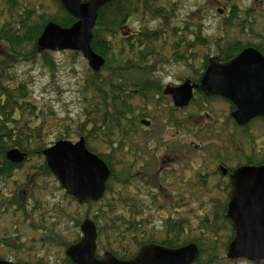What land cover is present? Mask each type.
<instances>
[{
	"label": "trees",
	"instance_id": "1",
	"mask_svg": "<svg viewBox=\"0 0 264 264\" xmlns=\"http://www.w3.org/2000/svg\"><path fill=\"white\" fill-rule=\"evenodd\" d=\"M54 1L58 5V13L47 14L39 10L38 5H23L19 11L12 12L18 5L16 0H0L5 5V8L3 6L0 9V248L5 247L6 250L14 248V244L19 247L17 250H25L26 247L31 250L37 239L42 244H54L56 241L49 239L53 234L64 242L65 249L72 243L64 241L55 228L68 213L67 209L55 198L46 196L47 191L51 193L53 189L61 188L49 185L48 178H54V175L42 155V151L52 144L47 141L48 134L44 126L47 113L32 99L29 82L22 77L15 80L12 73L15 61H31L39 55L47 68H54L48 51L38 47V38L49 22L62 27H69L75 22V18L61 3ZM182 1L111 0L97 11L90 46L103 57L104 65L98 71L89 68L90 74L83 79V111L71 133L76 130L78 137L84 138L87 148L106 162L110 174L103 197L98 202H87L89 208L96 205L97 209L93 213L87 210L83 215L73 217L74 222L79 226L84 218H91L97 225V242L100 249L110 251L122 259L134 256L142 245L149 243L178 247L187 242H194L199 248V254L193 264H228L237 261L244 264H264V261L253 263L240 259L230 262L227 259L226 247L232 238V230L222 238L218 234L220 228L216 226L218 221L225 226L230 224L225 217L227 201L222 202L216 198L212 205L201 201L187 211L182 210L181 217L169 216L171 218L158 229V232L163 233L159 239L153 231L144 229V222L149 221L147 216H139L149 205L154 206L157 203L156 198H151L147 203L141 200L137 196L139 185L133 184L135 181L132 179V172L140 170L143 152L151 148L146 136L134 137L139 128L136 121L147 115L156 120L161 113L160 100L164 98L161 95L162 80L150 77L155 71L157 56L171 54V59L183 62L193 72L190 79L198 82L202 75V72H199L205 69L211 55H215L220 61H226L247 46H254L262 51L260 44L241 43L236 37L228 38L221 44L227 32L241 33L249 30L248 26L252 25V22L248 25L245 19L252 18L250 13L254 7H246V18L241 19L240 13L244 7L236 3L230 4L222 17V27L228 28L220 29L216 39L208 31V26L203 24L201 9L179 18L178 11L182 8ZM138 11L142 13L143 18L156 19L157 23L148 26L142 21L135 27V34L127 35L124 29ZM4 12L8 20H5ZM195 14L198 17L191 20ZM252 35L264 39V33L253 31ZM210 43L215 44L216 54L205 52L206 48L195 51L201 46L209 48ZM28 46L31 47L30 50L26 49ZM196 59L199 66L195 65ZM102 71L105 73H101ZM195 95H200L207 101L215 100L198 89ZM135 98L139 102L137 105L132 101ZM193 100L194 98L190 103ZM151 105L153 109L147 110ZM229 105L232 109L233 106L230 103ZM172 111L173 109L169 108L170 116L164 115L160 123L164 129L173 124L180 132L186 120L177 121ZM228 118L232 120L230 116ZM250 123L240 127L233 122L242 131H246ZM64 131L65 133L59 134L56 140L69 138L65 136L69 129L64 127ZM199 131L200 129H195L194 136H197ZM220 133L222 134V131ZM230 138L228 133V142ZM91 142L97 143L98 147H92ZM103 145L107 146L108 151L102 150ZM11 148L22 151L24 159L21 163L8 159L7 152ZM116 152L123 153L118 161L115 160ZM259 154H252L245 163L264 164V156L260 157ZM127 156L130 157L128 169L124 164ZM115 164L124 165L125 169L117 172ZM229 189L230 183L227 194ZM220 190L223 192L225 189ZM195 192H205L212 196V190ZM181 201L182 206L186 204ZM80 206L78 202L74 205L75 214H78ZM157 207L161 208V204L158 203ZM177 211L179 210H175ZM196 218L199 220L195 224ZM23 224L31 226V232L38 234V237H30L29 245L24 246L18 231V227ZM194 226L199 227L198 234H187ZM205 230L209 233H205ZM77 236L73 242L80 238V235ZM0 259L7 260L2 256ZM15 262L28 264L22 262V259ZM42 262L39 260L38 264ZM61 264L75 263L64 256Z\"/></svg>",
	"mask_w": 264,
	"mask_h": 264
},
{
	"label": "rangeland",
	"instance_id": "2",
	"mask_svg": "<svg viewBox=\"0 0 264 264\" xmlns=\"http://www.w3.org/2000/svg\"><path fill=\"white\" fill-rule=\"evenodd\" d=\"M18 5L16 8L12 9V12L15 10L19 11L21 6H35L38 5L39 10L45 12L47 14L51 13H58L59 8L57 3L54 0H16ZM164 3V2H162ZM238 4L240 7H254V10L251 14L253 17L252 25L248 26L249 30H244L245 32H234L230 31L224 34V39L221 40V44H224L228 38L236 37L241 43H255L261 45V50L264 53V39L262 37L252 35L253 31L264 33V0H183L182 1V8L178 11L179 18L186 17L190 12H195L198 9H201V13L203 14L204 20L203 24L208 26V31L212 34L214 38L219 37V30H227L228 27L223 26V19L217 13V7H221L222 5L228 4ZM5 8L4 3L0 2V9ZM243 8V9H244ZM7 11V10H6ZM199 13V12H198ZM175 15V12H174ZM241 19L246 18L245 12L241 11L240 13ZM5 20H8L6 12L3 13ZM198 16L195 14L192 16L191 20H195ZM156 19H148L143 18L142 13L138 11L137 15L132 17L131 23L128 24V27L134 28L137 26L138 23L144 22L147 23L148 26L156 24ZM0 18V23H1ZM247 29V28H245ZM249 31V34H248ZM124 32H128V28L124 29ZM214 41V40H213ZM159 44V43H158ZM119 48V46H118ZM117 48V50H118ZM205 49L207 53L216 54L217 49L215 44L210 43V47H197L195 51ZM27 50H30L31 47H26ZM49 58L52 59L54 63V68L49 69L47 68L42 61L40 60L41 56H37L33 58L31 61L23 60L22 62L15 61L14 67L12 69L13 76L15 80H19L21 77L29 82V86L31 89L32 99L42 108V110L47 113L45 119V130L47 131L48 137L47 141L54 142L56 141V137L59 134H64V127L69 129V132L65 134V136H69L66 138L68 140H73L76 137L78 138V132L75 130L74 133V126H77V122L80 120L82 115V82L83 79L90 74V69L87 64V61L82 57V55L75 51H67V50H59V51H48ZM172 55L167 54H159L155 59L157 62L155 66V71L151 73L150 77L154 76L156 79H163V84L169 85H177L178 83L182 82L185 78L192 76V71L184 65L183 62L171 59ZM165 59V61H164ZM195 65L199 66L198 59L195 60ZM200 71V70H199ZM203 72L201 70L199 73ZM101 73H105L102 71ZM28 84V83H27ZM135 105H137L138 99L135 98L132 100ZM160 110L163 112L156 120H151L154 127L152 128V132L150 134L153 135L151 138L152 141L150 145L157 149V141L159 138L164 137H171L172 135L175 136V142L178 145V150L181 152V157L183 160L185 159H195V162L199 164V153L197 152V148L190 146V142L192 137H188L185 134L193 135V131L195 128L199 127L203 123L206 125L210 123L212 119H227L230 111V105L225 100L215 99L213 101L203 100L200 95H195L194 100L184 109L181 110H174L172 114L177 121L186 120L183 122V128H181V136L177 135L176 129L178 127H173L170 125L168 129L162 131L163 126H161L162 117L164 115H169V108L172 107L170 103V99L164 96L163 99L160 100ZM154 105V104H153ZM153 105L149 106L147 110H152ZM208 115V116H207ZM147 117H149L147 115ZM137 122V121H136ZM208 127V125H206ZM222 126L226 127L227 130L225 131V140L226 143L222 147L221 144L218 142V147H211L214 151V154H218L220 159L224 160L225 164L228 166H233L234 164L238 163H245L247 159L256 153H260L259 156H264V117L254 119L248 126L246 131H242V129L236 127L233 122L225 121L222 123ZM138 127V126H137ZM136 127V128H137ZM217 128L221 127V122L216 124ZM137 132L134 135L135 138L139 136H147L148 133L143 132V130L137 128ZM228 133H230L231 138L228 142ZM248 134V136H247ZM210 136L207 137V139ZM224 138V137H223ZM147 139V138H146ZM150 139V140H151ZM223 140V139H221ZM252 140V142H249ZM208 144L211 145L212 140H208ZM160 143V141H159ZM253 144V146H251ZM92 147H98L97 143L91 142L90 144ZM177 145L171 146L177 148ZM262 148L260 149V147ZM160 148L158 147V150ZM103 151H108L107 146H102ZM152 152V151H151ZM123 153L116 152L115 153V160L118 161L122 157ZM130 157L127 156L126 160L124 161L125 167L128 169V163L130 162ZM183 163V162H182ZM197 164V165H198ZM210 164V165H209ZM204 167V171L210 173L214 168L216 163L206 160L205 164L201 163ZM124 165L115 164L114 168L117 172L125 169ZM127 172V170H126ZM216 181L219 177H213ZM48 183L50 186L60 187L57 179L48 178ZM213 181L209 183V186L212 187ZM142 188V189H141ZM208 188H205L203 191H207ZM137 196L141 200H145L146 203L150 199L147 196L146 192H149L145 187L142 185L138 190ZM156 192L160 194V200L162 201L161 208H158L156 203L154 206L149 205L148 209L146 208L144 212L139 215L143 218H148V222H144L143 227L146 231H153L156 235V238L159 239L163 236L162 231L158 232V229L161 228L162 219L164 217L174 216V217H181L182 210L187 211L189 206L185 204L182 206L179 205L176 207L179 211L175 212L173 209L164 204L165 200L163 198V193L160 190H156ZM186 192V191H185ZM140 194V195H139ZM46 196L50 198H55L56 201L60 202L64 208L67 209L68 213L66 216L55 225L57 229V233L60 234L64 241L70 243L73 242L78 236L81 235L79 226H76L73 217H79L83 215L87 210L90 213H93L97 209L98 206L93 205L89 208L88 204L83 203L81 204L80 208L78 209V214H75V207L74 205L77 201L72 199L69 195L65 194L62 188L60 189H53L50 193L49 191L46 192ZM204 199L205 202H208L209 205L214 203V200L217 198L222 202L226 201L227 199V189L220 190L215 189L212 191V196L205 194V192H198L196 194V198L193 197L194 203L197 204L201 200ZM189 199V198H187ZM186 201V198H184ZM159 202V201H158ZM195 204L193 205L195 207ZM210 218H212V213L209 214ZM35 217V216H33ZM140 218V217H139ZM199 218H196V222L198 223ZM217 227H219L218 234L222 238L226 237L228 234L231 233V226H225L223 223L218 221L216 223ZM32 227L23 224L18 227V231H20V237L23 239V245H29V238L32 236L38 237V234L31 232ZM197 230H199L198 226H194V228L190 231H187V234L195 236L198 234ZM205 233H209L208 230H205ZM50 240H55L56 243L54 244H42L39 239H37L36 244L32 246L31 250L26 247L25 250H17L16 244H14L12 249L6 250L5 247L0 248V256L5 257L9 261L15 262L17 259H22V262L28 264H38L39 260L43 262L41 264H61L62 259L64 258V242L54 236V234L49 238ZM26 240V242H24ZM98 252L102 251L99 246L98 242ZM230 262L232 260H229ZM228 264H244L242 262L237 261L236 263H228Z\"/></svg>",
	"mask_w": 264,
	"mask_h": 264
},
{
	"label": "water",
	"instance_id": "3",
	"mask_svg": "<svg viewBox=\"0 0 264 264\" xmlns=\"http://www.w3.org/2000/svg\"><path fill=\"white\" fill-rule=\"evenodd\" d=\"M111 0H59L62 7L76 20L69 27L47 23L37 45L42 50L78 51L93 71L104 64L103 57L90 46L92 29L98 9ZM221 12V10H219ZM194 83L185 80L177 86L166 85L162 91L170 95L176 108L186 107L193 97ZM197 88L209 96H221L234 106L232 118L238 125L264 115V54L255 47L241 50L233 58L221 62L209 57ZM141 124L150 122L142 119ZM45 162L56 176L64 191L83 203L98 201L106 190L110 168L85 145L83 137L76 141L58 140L42 151ZM7 157L21 163L24 154L11 148ZM223 172L226 168L221 167ZM225 217L231 222L233 238L227 246L228 259L264 261V164L242 165L230 175ZM81 237L70 244L65 255L75 264H193L199 248L193 243L171 248L157 243L140 247L131 258H118L112 252L96 254L97 229L95 223L85 218L80 224ZM0 264H18L0 260Z\"/></svg>",
	"mask_w": 264,
	"mask_h": 264
},
{
	"label": "flooded vegetation",
	"instance_id": "4",
	"mask_svg": "<svg viewBox=\"0 0 264 264\" xmlns=\"http://www.w3.org/2000/svg\"><path fill=\"white\" fill-rule=\"evenodd\" d=\"M220 8L222 9L220 12V16L222 18L225 16L226 10H228L229 7L222 6ZM245 10L246 8L243 9V11ZM253 20V17L245 19L248 25L249 23L253 22ZM134 30L135 28H131V26L128 27V35L135 34ZM207 96L212 99L221 98L219 96ZM166 97L170 99V96ZM171 108L174 110L178 109L173 105ZM230 113L231 112L229 111L228 117L230 116ZM209 119H212V121L210 123H207L206 125L209 124L210 127L204 125L203 123H200L201 125L197 127L198 129H200V131L197 136H194L198 139V142H195V146L198 147L197 152L200 156V159L198 161L199 164L195 162V159H182L181 152L178 150V145L174 141L175 136L172 135L171 137L167 138L161 137L157 141V149L149 148L143 152L139 166L140 170L132 172V179L135 181L133 182V184L137 183L139 186L142 185L149 191L146 192L148 197L156 198L158 200L160 198L159 192L155 197L153 191L160 190L164 192L163 198L166 199L165 204L176 205L182 203L181 200H183V202L186 204H190L191 201H194L193 197L196 198L195 190L197 189H227L228 183H230L229 176L236 168L234 166L238 167L239 164H234L233 166L226 165L224 160L219 158L220 156L218 154H214L212 148H206L209 143L207 141V137L210 136L209 139L212 140L211 143L214 145L213 147H218V142L223 147L226 143L225 135L223 138V134L225 133L227 128L222 126V123L225 121H231L234 123L236 122L233 118H231L232 120H229V118L215 119L209 117ZM220 122L221 127L217 128L216 124ZM153 127L154 125L152 124V121H150V124L147 126H140L141 130L148 133L147 136H149V138L147 137V139L149 141L153 137V135L150 134ZM164 130L165 129L162 128V131ZM219 130L222 131V134ZM176 133L177 135H180L179 131H176ZM174 144L177 145V148L173 147L172 149H165L171 148V146H174ZM158 147L160 148L159 150ZM206 160L216 163L215 168L210 173L205 172L203 165H201V163L205 164ZM222 166L226 168V172H223L221 170ZM216 176L219 177L217 181L213 178ZM211 181H213L212 187L209 186V183ZM181 191H183L182 195ZM184 198H186V201L184 200ZM168 218L171 217H164L162 219V223H164ZM103 252H106V250L102 251V254ZM97 254L102 255L99 253Z\"/></svg>",
	"mask_w": 264,
	"mask_h": 264
}]
</instances>
